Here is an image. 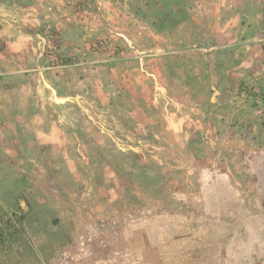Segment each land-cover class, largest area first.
<instances>
[{
  "label": "rangeland",
  "instance_id": "rangeland-1",
  "mask_svg": "<svg viewBox=\"0 0 264 264\" xmlns=\"http://www.w3.org/2000/svg\"><path fill=\"white\" fill-rule=\"evenodd\" d=\"M263 227L264 0H0V264H240Z\"/></svg>",
  "mask_w": 264,
  "mask_h": 264
},
{
  "label": "crops",
  "instance_id": "crops-1",
  "mask_svg": "<svg viewBox=\"0 0 264 264\" xmlns=\"http://www.w3.org/2000/svg\"><path fill=\"white\" fill-rule=\"evenodd\" d=\"M263 229V232H264V227L262 228ZM262 231V230H261ZM227 236V235H225ZM258 236V235H257ZM243 238L242 236H240V239ZM246 239H248L247 237H244ZM252 240H254V238L252 237L251 238ZM262 244V243H261ZM263 245V244H262ZM257 250L255 252H248L246 255H241V253H239V255H241V259H240V264H264L262 263L263 259H264V256L263 258H259L258 259H254L253 257H256V256H260V255H264V251H263V248H256ZM236 250V249H235ZM234 250V252H236ZM210 254V253H209ZM230 255V254H229ZM228 256V255H227ZM226 258V257H224ZM224 264H233L232 261L230 259H227L224 260Z\"/></svg>",
  "mask_w": 264,
  "mask_h": 264
}]
</instances>
